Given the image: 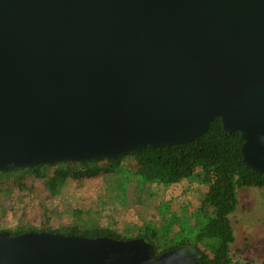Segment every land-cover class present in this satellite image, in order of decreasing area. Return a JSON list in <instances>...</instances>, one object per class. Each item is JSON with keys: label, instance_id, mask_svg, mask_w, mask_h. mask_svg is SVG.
Wrapping results in <instances>:
<instances>
[{"label": "water", "instance_id": "obj_1", "mask_svg": "<svg viewBox=\"0 0 264 264\" xmlns=\"http://www.w3.org/2000/svg\"><path fill=\"white\" fill-rule=\"evenodd\" d=\"M219 118L264 173V0H0V171L112 160ZM191 243L0 230V264H201ZM213 264V263H209Z\"/></svg>", "mask_w": 264, "mask_h": 264}, {"label": "rangeland", "instance_id": "obj_2", "mask_svg": "<svg viewBox=\"0 0 264 264\" xmlns=\"http://www.w3.org/2000/svg\"><path fill=\"white\" fill-rule=\"evenodd\" d=\"M105 168V161L100 160L95 170L89 168L88 174L70 178L57 186V197L47 190V177H38L29 169L14 172L12 178L0 173V228L14 231L18 227H64L74 222L73 208H80L84 218H93L100 227L123 232L126 228H136L143 221H152L158 235L162 236L158 227L168 219V215L164 220L161 216V208L167 201L171 210L177 211L178 218L170 238L173 242L178 238L176 233L180 227L183 228L182 237L193 241L195 231L204 223L198 212L199 201L211 182L186 179L167 185L148 182L138 175L139 165L132 158L126 159L121 170L114 174H108ZM45 171L51 176L54 166L46 167ZM24 193L28 198L27 206L13 210L10 198L24 197ZM236 196L238 204L230 214L234 241L230 244L228 261L232 264H264V187L237 188ZM41 200L47 209L40 206ZM193 245L197 243L193 241ZM222 262L219 260L220 264Z\"/></svg>", "mask_w": 264, "mask_h": 264}, {"label": "trees", "instance_id": "obj_3", "mask_svg": "<svg viewBox=\"0 0 264 264\" xmlns=\"http://www.w3.org/2000/svg\"><path fill=\"white\" fill-rule=\"evenodd\" d=\"M242 142L239 131H224L220 119L215 118L204 134L185 144L170 147L147 145L138 153L127 154L112 160L104 159L103 161L106 163V172L114 174L121 170L126 159L132 158L139 165L138 175L148 182L156 181L162 185L179 183L183 179L211 182L209 190L203 194L199 201L198 212L202 217L201 219H204V223L198 231H195L193 241L197 243L196 246L200 249L199 261L201 264H220L219 260L225 262L221 264H230L228 253L230 244L234 241L230 214L234 212L238 204L237 188L264 187V173L251 170L243 162ZM99 162L100 160H69L7 169L0 171V173L12 178L14 172L29 169L38 177H47L45 183L47 190L52 194L51 196L57 197L59 194L56 189L57 186H62L70 178H80L88 174V169L94 168L93 170H95ZM48 166H54L51 176L45 171ZM25 195L24 193L22 195L24 197L10 198V205L13 210L27 206L28 198ZM39 204L42 208L47 209L43 200ZM164 204H166L165 207ZM161 210L163 211L161 215L163 220L168 213V219L162 226L158 227V231L162 230V236L158 235L157 229L151 224L152 221H143L136 228L135 226L134 229L126 228V231L123 232L110 227H100L93 218H84L80 208H73L74 222L64 227L52 229L18 227L14 231H9L11 234H18L29 230L46 229L85 237L106 235L123 240L144 236L152 243L153 253L156 256L165 250L185 243L193 244L191 239L182 237L183 228L180 227L179 230L177 229L178 233L174 232L178 234V238L173 242L169 235L173 226L177 225V211L171 210V204L167 201L163 203ZM169 215L171 216L170 221ZM0 230L4 229L0 228Z\"/></svg>", "mask_w": 264, "mask_h": 264}, {"label": "crops", "instance_id": "obj_4", "mask_svg": "<svg viewBox=\"0 0 264 264\" xmlns=\"http://www.w3.org/2000/svg\"><path fill=\"white\" fill-rule=\"evenodd\" d=\"M192 181H196V182L200 183V181H199V180H192ZM166 215H168V213H167Z\"/></svg>", "mask_w": 264, "mask_h": 264}]
</instances>
